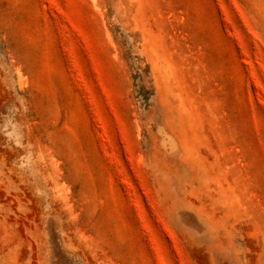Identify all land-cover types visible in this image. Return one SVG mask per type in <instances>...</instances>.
Returning <instances> with one entry per match:
<instances>
[{"label":"rangeland","instance_id":"1","mask_svg":"<svg viewBox=\"0 0 264 264\" xmlns=\"http://www.w3.org/2000/svg\"><path fill=\"white\" fill-rule=\"evenodd\" d=\"M0 264H264V0H0Z\"/></svg>","mask_w":264,"mask_h":264}]
</instances>
